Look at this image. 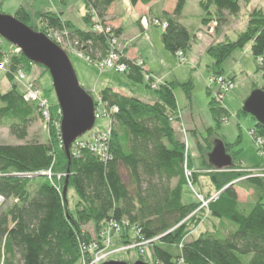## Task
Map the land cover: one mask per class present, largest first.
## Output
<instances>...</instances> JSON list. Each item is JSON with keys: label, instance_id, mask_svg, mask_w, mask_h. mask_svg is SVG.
Listing matches in <instances>:
<instances>
[{"label": "trees", "instance_id": "obj_1", "mask_svg": "<svg viewBox=\"0 0 264 264\" xmlns=\"http://www.w3.org/2000/svg\"><path fill=\"white\" fill-rule=\"evenodd\" d=\"M84 1L88 30L53 12L35 16L36 23L32 25L33 18L23 6L14 17L47 37L50 33L63 35L93 61L103 60L111 51L112 38L93 29L98 22L106 24L110 8L119 0ZM157 1L162 0H130L134 6ZM187 1L177 0L173 13H165L162 21L167 23L162 43L174 55L188 53L194 41L180 22ZM198 5L205 24L224 21V15L236 17L241 10L239 0H198ZM115 34L119 39L121 31ZM2 40L0 65H6L11 82L20 72L29 73L37 66L16 47L14 53L4 51ZM248 45L264 73L262 10L252 12L246 30L235 41L214 43L208 48L207 55L214 60V75L223 76L224 62L234 51ZM122 62L129 66L130 78L142 83L143 70L129 59ZM180 86L178 81L160 84L155 90L159 96L155 104L121 96L111 89L102 90L101 101L109 108H118V113L111 116L110 135L103 140L107 158L94 151L95 139L80 138L66 153L57 103L48 108L49 142L0 146V197L12 202L0 208V264H85L105 249L112 224L121 229L117 249L150 242L145 253L147 248L151 251L153 264H244L241 257L248 255L249 264H264V178L239 172L245 168L236 165L217 170L209 159L203 162L204 170L194 168L187 145L177 138L173 127L179 120L175 90ZM182 87L191 102L192 84ZM221 101L216 96L210 101L216 127L229 114ZM242 113L247 115L243 110ZM38 118L45 121L43 110L38 103L26 101L24 91H19L16 84L7 93L0 88V127L8 126L12 136L24 141ZM252 119L256 123L253 138L262 140L259 151L264 153V126ZM214 131L209 129L207 135L211 137ZM231 147L225 145L227 153ZM186 160L187 168L193 172L192 188L185 174ZM47 172H51V179ZM201 176L209 178L215 192L197 194L198 198L191 200V191L186 188L194 191ZM71 189L77 196L74 210L68 201ZM237 189L249 193L254 200L249 213L243 209ZM204 202H208L207 207H203ZM209 219L220 220L217 230L194 239L195 231ZM225 223L229 228L221 233L219 228ZM89 225L94 227V236L85 230ZM144 255L139 253L137 261L147 263Z\"/></svg>", "mask_w": 264, "mask_h": 264}, {"label": "rangeland", "instance_id": "obj_2", "mask_svg": "<svg viewBox=\"0 0 264 264\" xmlns=\"http://www.w3.org/2000/svg\"><path fill=\"white\" fill-rule=\"evenodd\" d=\"M127 1L130 3L129 0ZM174 2L175 0L164 1L165 5L170 8L173 6ZM239 4L241 10L238 16L229 17V15H224V21L216 22L212 20L206 24H201L200 28H202V31L199 33L200 36H198V40L194 47L187 53L192 57L193 63L189 62L181 65L179 58L177 56L174 57L164 48L165 51L173 57V69H176L175 74L178 82L181 84V86L175 90L179 108V120L173 123V127L176 131L177 138L187 145L192 164L196 170L205 169L203 167V162L209 159V155L218 141L222 142L224 145L228 144L232 146L227 154L231 156L233 165L241 166L242 168H258L264 170V153L259 151L261 145L258 139L253 138L250 133L254 129L256 123L251 116L242 113L244 103L251 93L256 89L264 90V73L260 71L259 68L260 60L258 61L252 56L250 45L244 50L234 51L231 57L228 58L222 66L224 70L223 77L228 80L233 79L232 82L234 87L221 97V106L226 109L229 114L227 119L224 120L219 127H216L217 122L214 119L210 107V101L218 93L219 87L216 85L210 86L208 83L210 78L215 77L214 71L212 70L214 60L207 55L204 48L210 45V43H221L228 40L235 41L238 35L246 30L252 12L256 9L264 12V0H239ZM21 6L32 16V25L36 23L35 16L53 12L61 14L64 20L73 22L75 26L80 29H89L84 21V16L86 15L84 0H4L0 5V14L7 17H14L16 11ZM197 9L198 0L187 1L186 12L188 16L192 17ZM106 25L111 27L114 35H116V30H120L108 21ZM153 26L154 28H152V31L160 35V33H162V28L155 25ZM127 30L130 33V28H127ZM196 33L197 32H194L192 34L197 35ZM50 35L51 38L68 53V57L77 75L80 86L92 96L96 105L99 104V93L104 90L105 82L125 86L128 88V91H132L134 96L144 103L155 104L159 101V96L155 91L159 85L156 86L155 89L149 86L150 84L146 71L143 73V82L136 83L127 74H120L109 69L101 70L97 67L95 61H88L87 59L89 57L72 44L68 43L63 35L56 36L54 33H50ZM120 39L121 38L118 39V49L124 52L121 47L122 43ZM140 43L141 42L138 44ZM1 45L4 51H10L11 53L15 52V47L8 41L3 39ZM25 75V83L33 81L38 82L37 85L42 89L44 93L43 96L47 99L49 105L58 104L50 73H46L43 68L37 65L33 67L31 72H26ZM13 84L17 85L19 91H24V85L22 83H19L17 79L11 82L6 71L0 70L1 91L3 93L9 92ZM185 84H192L191 102L188 100L182 87ZM111 126V117L103 116L96 120L94 128L89 133L85 134L82 139L94 140L97 135L111 131ZM209 129L215 130L211 137L207 135ZM49 132L48 122L43 121L41 118L36 119L32 124L29 129L28 138L24 141H19L12 136L8 126H2L0 127V146H20L28 142L47 143L50 138ZM252 170L255 169H241L239 172L254 174ZM193 189L194 191L190 187L186 188L187 191H191V194L188 196L191 200H196L198 198L197 194L206 196L208 192H215V188L206 176H201ZM248 194L249 193L244 191L240 193V201L243 204V209L247 213L252 210L254 204V200L251 199V196H248ZM0 199V208H6L12 204V202H5L2 197H0ZM76 200V193L71 189L68 194L71 210H74ZM219 225L220 220L209 219L195 231L193 238L198 239L201 234L207 231L214 232ZM228 228V224L225 223L219 229L221 233H225V230ZM85 230L94 236V227L92 225L85 227ZM113 231L114 230H112L105 239V249L96 254L92 261L103 256L105 262L116 261L128 263L137 261L140 258L138 249L134 248L129 253L125 250L117 249V243L120 241V238L116 231H114L112 235ZM241 259L244 264H249L251 256H242ZM144 260L147 261V264H153L152 253L148 248L146 249ZM87 264H89V262H87Z\"/></svg>", "mask_w": 264, "mask_h": 264}, {"label": "water", "instance_id": "obj_3", "mask_svg": "<svg viewBox=\"0 0 264 264\" xmlns=\"http://www.w3.org/2000/svg\"><path fill=\"white\" fill-rule=\"evenodd\" d=\"M0 38L16 47L27 59L49 71L61 111V139L66 153L71 146L95 126V103L78 81L68 54L49 37L37 33L15 17L0 14ZM244 113L264 126V90H254L244 103ZM217 170L233 166L225 145L218 141L209 155ZM43 176V174H40ZM67 186L64 189V196ZM1 203V199H0ZM103 264H129L107 261ZM134 264H147L137 261Z\"/></svg>", "mask_w": 264, "mask_h": 264}, {"label": "crops", "instance_id": "obj_4", "mask_svg": "<svg viewBox=\"0 0 264 264\" xmlns=\"http://www.w3.org/2000/svg\"><path fill=\"white\" fill-rule=\"evenodd\" d=\"M164 1L166 0L152 2L149 5L138 3L134 6L131 4L130 0V3H128L127 0H119L110 8L107 21L117 29L122 30L120 35L122 43L121 47L124 51L123 54L127 59H142L145 62L143 73L146 71L147 74L152 75V77L159 79L162 82H175L178 81V79L175 74L176 69H173L174 65H172V55L174 57H176V55L172 53V55H170L167 51H165V47L162 43L163 30H161L162 33H160V35L152 31V28H154L152 21L154 19L163 21L165 13L172 14L175 10L177 0H175V4L173 3L171 8L166 6ZM186 10L187 5L184 9L180 22L188 28L191 34L197 32V35L192 34L194 36V41L192 43L193 48L198 40V36H200L199 33L202 31V28L200 27L203 23V15L199 5L192 17L187 15ZM127 28H130V33ZM139 42L141 43L138 44ZM212 44L213 43H210V45L204 48L206 53ZM186 59V63L194 62L192 57H190L187 53ZM127 75L129 76V72ZM104 85V89H111L113 92L120 94L121 96L136 98L133 92L128 91V88L123 85L112 84L109 82H105ZM237 192L240 201V193L242 190L237 189ZM248 196L251 195L248 194ZM240 203L242 202L240 201Z\"/></svg>", "mask_w": 264, "mask_h": 264}, {"label": "built area", "instance_id": "obj_5", "mask_svg": "<svg viewBox=\"0 0 264 264\" xmlns=\"http://www.w3.org/2000/svg\"><path fill=\"white\" fill-rule=\"evenodd\" d=\"M152 23L155 26L161 27L162 30H165L167 28L166 22L154 20V21H152ZM93 30L97 33L109 34V35H111V38H112V40H111L112 48H111L109 55L103 60L95 61V63L97 64V67L100 68L101 70H108L109 69V70H113L115 72H118L120 74H127L129 72V66L127 64H125L124 62H122V60H124L126 57L123 54V52L118 49V38L115 37V35L113 34L111 27L107 26L106 24H103L102 22H98ZM54 34L56 36L60 35L58 33H54ZM48 37L51 38V35H49ZM176 56L179 58V62L181 65L186 63L187 59H186L185 53L178 52L176 54ZM87 60L88 61L90 60L93 62V60L91 58H88ZM131 61L137 67L144 70L145 62L142 59H133ZM6 69L7 68H6L5 64L0 65L1 71H6ZM147 77H148V82L153 89H155L156 86L163 83L161 80L152 77V75H150V74H147ZM16 79L19 81V83H22L24 85V99L28 102L38 103L40 108L43 110V117H44L45 121L48 122L50 120V112L48 109L49 103H48L47 99L43 96L44 93H43L42 89L40 87H38V85L34 82L25 83L26 75L23 72H20L17 75ZM208 83L210 86L216 85L219 87V91L216 94V97H218V98L222 97L218 94L227 93L229 90H231L234 87L232 80H228V79L224 78L223 76L212 77L208 80ZM116 113H118L117 107L109 108L108 105L103 103L100 98H99V104L98 105L95 104V118H96V120L103 117V116L111 117L112 114H116ZM60 115H61V111H60ZM250 133L253 136L254 132L251 131ZM107 135L108 136L110 135V131H108L107 133H104V134L97 135L95 142L93 144L94 151L101 154L104 158L108 157L107 156V153H108L107 152V145L103 141ZM258 141H259V144L262 145V140L260 138L258 139ZM187 167L188 166H187V160H186L185 174H186L187 179L190 181L189 184L192 188L191 177H192L193 173ZM252 171L254 172V174L257 177L264 178V170L256 169V170H252ZM46 175L51 179V172H47ZM199 198L203 202L202 197L199 196ZM207 205H208V202L203 203V207H207ZM112 230L116 231V233H120L121 229L117 224H112L110 227L109 233ZM149 243L150 242L138 243L134 246L122 248V250L128 251V250H131L134 248H138L140 255L143 256L145 254V248L149 245ZM103 259H104V256L96 259L95 261H90L89 264H102L105 262ZM85 264H87V262Z\"/></svg>", "mask_w": 264, "mask_h": 264}]
</instances>
